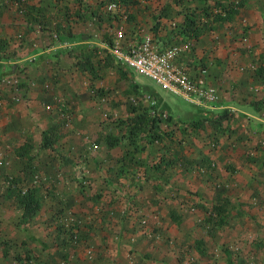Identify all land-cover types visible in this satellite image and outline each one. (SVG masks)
I'll return each instance as SVG.
<instances>
[{
  "label": "rangeland",
  "instance_id": "obj_1",
  "mask_svg": "<svg viewBox=\"0 0 264 264\" xmlns=\"http://www.w3.org/2000/svg\"><path fill=\"white\" fill-rule=\"evenodd\" d=\"M239 1L231 25L222 27L231 34L222 36L221 50L240 45L243 33L254 46L246 54L238 49L234 69L217 72L214 84L226 97L216 104L226 107L235 83L240 91L247 85L264 95L246 79L253 71L248 67L264 65V0ZM204 3L212 0H0V38L6 40L0 48V264H18L16 255H29L30 264L41 256L44 264H90V246L93 259L104 264H264V150L248 116L241 114L247 122H240L227 114L217 129L184 130L203 114L216 118L221 109L192 104L105 58V45L118 30L158 20L167 46L186 41L190 37L177 35L182 21L200 15ZM211 20H201L206 41ZM92 47L105 51L93 53L94 70L81 72L74 55L82 61ZM198 50H191L194 59ZM183 58L194 62L189 54ZM23 76L48 83L47 92L30 89ZM16 103L24 104L26 118L20 122L16 112L15 132L6 134L4 107ZM138 113L163 119L152 129L139 118L128 122ZM55 124L58 140L46 149L41 132ZM108 134L119 137L111 148L104 142ZM127 154L130 162L122 163ZM23 173L27 177L23 183L18 178L15 191L35 185L40 203L29 219L8 188L9 176ZM213 206L222 209L217 224L215 215L206 221ZM104 227L118 236L113 260L97 242ZM138 253L147 256L139 263Z\"/></svg>",
  "mask_w": 264,
  "mask_h": 264
},
{
  "label": "trees",
  "instance_id": "obj_2",
  "mask_svg": "<svg viewBox=\"0 0 264 264\" xmlns=\"http://www.w3.org/2000/svg\"><path fill=\"white\" fill-rule=\"evenodd\" d=\"M112 1V0H111ZM243 1H234V0H212V3H204V5H202L201 9H200V15H195L194 13H192L191 17L189 18H184L181 24V30L178 31V36H181V34L186 35L188 37H190L192 40H199L202 32L205 29V25L203 26V24L201 23L202 18L204 17H211L213 22H215V24L209 26V30L212 32V40L215 41V37L218 38H222V34L221 31L223 30L222 27L225 25L226 29H228L229 25H231L229 22L232 20V18L236 15V13L238 12V9L242 6ZM160 20H158L155 25L152 26H140V27H127L125 30H141V29H148V30H153L154 33L159 32L160 29V25H159ZM209 31V33H210ZM177 35H174V37H177ZM203 35V34H202ZM160 37V36H159ZM161 38H163V40H166L164 37L161 36ZM168 39V37H167ZM166 43V42H165ZM6 44V40L0 38V48L4 47V45ZM238 49L240 50V52L242 54H246L248 52V47L246 46H240L238 47ZM99 50L105 51L104 49L100 48V47H92L90 52L85 54L84 59L82 61H78L80 60L79 57H76L77 55H74V58L76 60L77 64V68L81 71L84 72V70L86 68H88L90 71L94 70L93 67V63H92V55L93 53L97 54V52H99ZM106 55L105 58H109L110 60H112L114 63L115 60L113 58V56L108 52V50L106 49ZM94 54V55H95ZM205 57V56H204ZM101 58V57H100ZM204 59V58H203ZM202 59V60H203ZM97 61L98 63L100 62ZM205 61V60H203ZM202 61V65L205 64V62ZM232 61V60H231ZM230 61V62H231ZM97 63V64H98ZM118 65H120L119 63H116ZM109 64L106 62H104L103 67H107ZM233 66L232 69L235 68V62L232 61L231 64ZM122 66V65H120ZM124 67V66H123ZM248 67V66H246ZM125 69H127V67H124ZM249 68V67H248ZM249 70H253L251 73H249V75L246 77V79H252L254 80L255 83H257V85L261 86V90H257L260 92H264V65H259L256 66L254 68H249ZM94 76V75H92ZM91 76V77H92ZM251 76V77H250ZM19 77H21V75L19 74V76L16 77V80H20ZM22 82H26L27 85H29L28 87H30V89L32 90H37V91H43V92H47V89L49 88L48 83H43V80H41L40 82L35 80V79H28L27 77H22ZM53 80H58L56 77L52 78ZM51 79V80H52ZM240 83H244L246 84V80L241 79ZM243 81V82H242ZM21 83V81H20ZM45 84L48 85V87H45ZM236 84V83H235ZM232 85V94L229 96L230 98H228L230 100V105H235V106H246L248 108H250L252 110L253 113H257L259 111H261L264 108V95H258L257 92L253 91L251 88L249 89L247 87V85H245V88L240 91V89L242 87L239 88L240 84H236V85ZM147 99H150L151 103L154 104L156 102V99L153 97L151 98L150 96L147 97ZM132 112H136V108L132 107ZM234 110L232 109V107L230 108H224L221 109L219 112V115L216 118H213L211 115H209L208 113L203 114L201 116H199L196 119H193L192 121H190V123H186L184 130H186V128H191V129H206L209 126L214 125V129H217L220 127V122L221 119H226L227 118V114L232 115V113L234 114ZM247 117V115H246ZM133 120H136V118H139V120L143 123L144 121H146L143 126H145L146 124H148L147 128H153L157 122H159L160 120H162V115H157V114H151V113H143V114H136L133 117H130ZM172 119V115L169 113V115L165 116V120L170 121ZM251 119L248 117V124H250ZM128 124V123H127ZM141 125L139 124V122L137 121V130H141ZM251 128V127H250ZM144 129V127H143ZM130 132H133V129L130 128ZM135 132V131H134ZM60 134V127H56V124L47 128L46 130H43L41 132V146L46 148V149H51L53 148L54 143L58 140ZM151 135H153L155 138H159L157 140L161 139L162 134L160 133H152ZM171 137V133L167 134ZM104 142L106 144L107 147L111 148L115 145H117L119 143V137L108 134L104 137ZM250 151V150H249ZM125 157V158H124ZM124 157H121L119 160H127V163L130 162V158L128 156V154ZM131 158H133V154L130 155ZM123 163V161H122ZM121 163V164H122ZM172 163V162H171ZM170 163H167V166H169ZM31 168V167H30ZM123 172V169H121ZM121 173V172H120ZM13 176L16 175H10L9 176V185L8 188L11 189V192H15L14 196L16 198V201L18 203V205L21 208V216L23 218H31L33 217L37 211L39 210V197L36 195L37 191L35 190V185L30 186L28 185L26 187V189L24 190V192H20V189H18V191H15V188H17L19 186L16 185V182L19 178L20 182L23 183L24 180L27 177V173H23V175H18L17 179ZM17 186V187H16ZM22 191V190H21ZM220 210H222L220 207H212V211L210 212V214L208 215V217L206 218L207 222H210L213 219V215L217 216L213 223L217 224V222L221 221L220 218ZM72 237H76V234L73 233ZM195 244H197V247L199 249V251H203L202 246H201V241L196 240L194 241ZM66 252L63 250H59V252ZM65 253H61L62 256H64ZM50 257V255L48 256ZM26 260H24L22 257H20L19 255L15 256V261L18 262V264H30V256L27 255L25 257ZM38 264H44L45 260L43 259V257L41 256L40 259H38ZM35 264V261L32 263ZM55 264H64V261H60L59 263H55Z\"/></svg>",
  "mask_w": 264,
  "mask_h": 264
},
{
  "label": "built area",
  "instance_id": "obj_3",
  "mask_svg": "<svg viewBox=\"0 0 264 264\" xmlns=\"http://www.w3.org/2000/svg\"><path fill=\"white\" fill-rule=\"evenodd\" d=\"M159 36L160 32L154 33L151 29L118 30L112 44L105 45V48L113 56L116 63L151 79L169 93L180 96L197 106L209 108V110L230 108L216 104L218 100L226 96L223 92L225 89L218 93V88L213 82L216 79V75L212 72L214 63L212 62L210 66L207 61V64L205 62L202 65V57L196 56L195 62L183 58L184 54L190 55L191 50L196 49L195 46L200 41L188 38L184 42L183 40L180 41L179 44L167 46ZM221 40V38L215 37V41L212 40L211 42L214 44L212 47L221 48ZM241 45L248 48L254 46L246 34H241L240 45L233 43L230 46L231 60L235 59L238 46ZM234 47L237 49L232 50ZM224 58L217 55L213 61L217 60L218 69H227L228 66L232 69L231 62L224 61ZM237 68L241 71L245 70L242 66H237ZM211 72L213 78L210 75ZM45 87L48 85L45 84Z\"/></svg>",
  "mask_w": 264,
  "mask_h": 264
},
{
  "label": "crops",
  "instance_id": "obj_4",
  "mask_svg": "<svg viewBox=\"0 0 264 264\" xmlns=\"http://www.w3.org/2000/svg\"><path fill=\"white\" fill-rule=\"evenodd\" d=\"M226 28V27H225ZM126 29V28H125ZM250 30V29H249ZM160 32V36L162 37H165L164 34H161V31ZM221 34L222 36L224 35L225 38H228L229 35L231 34V31H221ZM164 35V36H163ZM226 35V36H225ZM212 32L210 31V33L208 34V40L206 41L205 40V37L204 35H201L200 38H199V41L198 44H196V48H199L198 52L195 54L196 57H202L203 62H206L207 64V61L210 60L209 64L210 66L212 65V62L214 63V69L212 70V72H214V75H216L217 77V71H219V67H218V64H217V60L216 61H213L214 57L217 56V55H221L222 58H224V61H230L232 56H231V53H230V48L228 49H223V51L221 50L220 47H212ZM223 37V38H224ZM163 40V38H161ZM210 44V46H208ZM220 48V49H219ZM226 51V52H225ZM205 56V57H204ZM190 57H193L191 54H190ZM218 58V57H217ZM194 62L196 61V58L194 59ZM223 61V60H222ZM221 69H226V68H221ZM211 72V76L213 78V74ZM210 78V79H212ZM213 82H217V80H214ZM25 106L24 104L21 106V104H14V106L11 108H7V107H4V109L6 110L7 114H6V118H5V129H6V134L9 133V134H12L15 132V123H14V120H16V112H19L18 115H19V121H23L25 120L26 118V115H24L25 113V110L23 109ZM232 109L235 111L234 112V115L235 116H239L240 117V122L244 121L245 119H243V115L241 114H245L247 115L248 117H252V118H256L257 121H250V124H249V127H251L253 130L257 129V134L258 136H261V138L259 139L260 141V145H258V147H261L263 150H264V108L257 112V113H253L252 110L246 106H242V107H238V106H235V105H231ZM31 108V113L35 119H38L36 117H39L40 113L37 112V110L34 108V110H32V106L30 107ZM29 108V109H30ZM28 110V109H26ZM247 122V120H245ZM37 124V122L35 123ZM9 130V132H8ZM24 132H26V129H25V125L23 126V129H22ZM24 136V135H22ZM14 140V137L12 139V141ZM257 147V148H258ZM256 148V150H257ZM255 151V150H253ZM256 152V151H255ZM114 225V224H113ZM120 226L118 225V228ZM102 231L103 232H97V238L99 239V241L97 240L98 244H101V253L106 257H109V256H112V260L117 256V251L120 250V245H119V240H118V236L116 235H111V229L108 228L106 230V228H102ZM115 239L114 243L112 244L113 240ZM86 256H91V258L88 259V261L90 262V264L92 263V261L94 262V264H104L102 262V260H96V259H93L94 258V251H93V247L90 246L89 248H87L86 250ZM145 253H138L137 256H139L137 258V262L139 263L141 258H143V256L147 257L146 255H144ZM100 255H96V258H99Z\"/></svg>",
  "mask_w": 264,
  "mask_h": 264
}]
</instances>
